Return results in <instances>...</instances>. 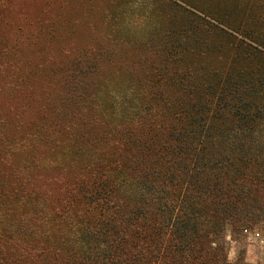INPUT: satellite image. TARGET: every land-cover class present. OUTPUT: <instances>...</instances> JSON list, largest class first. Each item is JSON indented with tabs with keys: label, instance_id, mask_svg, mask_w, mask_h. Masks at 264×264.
Instances as JSON below:
<instances>
[{
	"label": "trees",
	"instance_id": "trees-1",
	"mask_svg": "<svg viewBox=\"0 0 264 264\" xmlns=\"http://www.w3.org/2000/svg\"><path fill=\"white\" fill-rule=\"evenodd\" d=\"M166 1L127 45L6 25L0 264H249L226 236L264 226V0Z\"/></svg>",
	"mask_w": 264,
	"mask_h": 264
},
{
	"label": "rangeland",
	"instance_id": "rangeland-1",
	"mask_svg": "<svg viewBox=\"0 0 264 264\" xmlns=\"http://www.w3.org/2000/svg\"><path fill=\"white\" fill-rule=\"evenodd\" d=\"M169 6L172 4L166 0H0V41L10 40L9 28L21 26L27 36L33 37L40 28L54 26L55 39L43 34L39 38L46 43L62 41L70 46L89 39L92 33L106 35L112 30L114 41L127 45L131 36L135 39L149 36L167 12L175 14L168 10ZM141 14L146 16L141 25H132L131 20ZM119 27L122 30L118 32ZM121 51L128 53L129 46L124 45ZM261 228L264 226L233 237L227 232L228 260L243 256L249 264H261L250 263L245 257L247 245L261 240Z\"/></svg>",
	"mask_w": 264,
	"mask_h": 264
},
{
	"label": "crops",
	"instance_id": "crops-1",
	"mask_svg": "<svg viewBox=\"0 0 264 264\" xmlns=\"http://www.w3.org/2000/svg\"><path fill=\"white\" fill-rule=\"evenodd\" d=\"M260 241L252 242L246 248V260L250 263L264 264V228L260 231Z\"/></svg>",
	"mask_w": 264,
	"mask_h": 264
}]
</instances>
